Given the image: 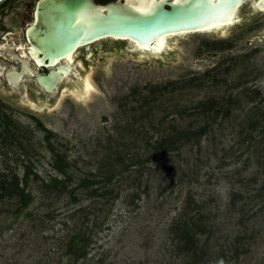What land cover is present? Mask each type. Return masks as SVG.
<instances>
[{
	"label": "rangeland",
	"instance_id": "obj_1",
	"mask_svg": "<svg viewBox=\"0 0 264 264\" xmlns=\"http://www.w3.org/2000/svg\"><path fill=\"white\" fill-rule=\"evenodd\" d=\"M170 44L153 59L123 44L107 56L98 44L89 61L76 52L92 84L83 99L62 87L40 113L0 102V179L30 197L24 209L0 199V264H71L75 236L88 240L75 264H190L173 227L198 205L211 264H264V32L233 25ZM210 99L216 118L202 112ZM205 123L199 145L154 153L172 127Z\"/></svg>",
	"mask_w": 264,
	"mask_h": 264
},
{
	"label": "water",
	"instance_id": "obj_2",
	"mask_svg": "<svg viewBox=\"0 0 264 264\" xmlns=\"http://www.w3.org/2000/svg\"><path fill=\"white\" fill-rule=\"evenodd\" d=\"M243 1L110 0L97 3L94 0H39L27 33L36 45V52H41V63L45 60L47 66L81 46L88 49L91 43L102 39L126 41V53L153 59L163 52L146 55L141 49L132 48L131 42L142 49L157 48L163 36L213 30L215 26L231 23L234 8ZM70 68L64 64L39 77L54 100L59 91L60 74L67 73Z\"/></svg>",
	"mask_w": 264,
	"mask_h": 264
},
{
	"label": "flooded vegetation",
	"instance_id": "obj_3",
	"mask_svg": "<svg viewBox=\"0 0 264 264\" xmlns=\"http://www.w3.org/2000/svg\"><path fill=\"white\" fill-rule=\"evenodd\" d=\"M38 1L4 0L0 3V102H6L11 107L28 108L40 113L41 109L46 111L51 109L66 81L75 79L76 52H82V57L89 61L91 56L95 55V49L98 44L102 43L105 45L104 48L107 50L103 51V53L107 56L111 45L116 48L114 45L123 44V50H125L127 43L123 40L112 42L109 39L98 40L91 43L88 49L85 46L76 49L72 63H69L64 57L47 66L45 65V60L41 63V52H36V45L29 40L27 33V28L34 21L35 8ZM94 1L106 3L110 0ZM166 8H168L167 5ZM6 17L7 19H5ZM232 20L231 23L213 27V30L200 31L221 35L229 27L235 25L236 30L242 29V32H245L246 29L249 32L256 29L264 32V0H244L234 8ZM180 36L184 35H174L170 41ZM64 64L71 66L68 70L70 74L67 77L65 74L68 73L60 74L63 79L61 78L59 91L55 95L54 100L53 94L41 85L39 77ZM28 96L34 97L37 102H28L26 99ZM41 100H44V102L42 101L41 103Z\"/></svg>",
	"mask_w": 264,
	"mask_h": 264
},
{
	"label": "trees",
	"instance_id": "obj_4",
	"mask_svg": "<svg viewBox=\"0 0 264 264\" xmlns=\"http://www.w3.org/2000/svg\"><path fill=\"white\" fill-rule=\"evenodd\" d=\"M258 96L260 97L259 91H256V94L250 96L249 98L252 100ZM221 99L223 100V97H221ZM232 100L233 99L229 96L226 102L230 104V101ZM217 102L218 99H210L209 104L205 103L208 106L203 107L202 112L206 113L207 115L212 112V118H216L219 113L220 107H222L221 104L217 105ZM226 113H229L228 108L226 109ZM207 127V123L196 129H193L191 127L184 129L172 127V130H170V133H168V135L159 137V139H157V141H155L151 146H153L154 153L158 155L163 152L178 150L182 145L185 144L192 143L199 145L202 136L207 131ZM61 159L62 158H60L59 160L61 161ZM65 167L66 163H64L63 161L55 165V168L62 173H65ZM28 175L29 173H26V176L24 177V185L27 184ZM1 177L0 199H4L7 195L10 196L12 194H16L19 197V209H24L25 207H27L28 203L30 202L29 192L25 191V187H20L19 179L16 176H13L12 180L9 181L5 175H2ZM194 209L196 210L194 214L189 215L183 220L180 219L179 222L175 224V227H173V231L175 232L174 240L176 248L179 252H186L193 258V261L190 264H211L209 252L204 245L208 241L209 236H207V238L204 240L203 246H200L199 237L201 236V234L207 233L211 227L208 226V223H205V216L202 214V207L198 205ZM205 227H209V229L206 230L204 229ZM237 242H240V240H237ZM70 243L71 245L69 246L68 254L73 256L70 257V260H72L71 264L77 263L81 258H86V246L88 245L87 239L81 236H75L71 238Z\"/></svg>",
	"mask_w": 264,
	"mask_h": 264
},
{
	"label": "bare ground",
	"instance_id": "obj_5",
	"mask_svg": "<svg viewBox=\"0 0 264 264\" xmlns=\"http://www.w3.org/2000/svg\"><path fill=\"white\" fill-rule=\"evenodd\" d=\"M172 39V36H163L160 39V42L157 44V48H140L136 43L131 42V47L139 50L141 49L143 54H161L162 52H164L165 50H167L168 47H171L170 44V40ZM74 52H70L68 55L65 56V59H67V61L69 63L73 62V57H74ZM144 56V55H143ZM75 79H69L68 81H66L63 85V88H68L75 96L83 99L84 97H86L88 95L89 89L92 88V84L89 81V75L85 73V70L82 69V67H80V65L76 64L75 65ZM68 73V72H67ZM70 74V72L68 74H65V76L67 77ZM63 79V78H62ZM55 95V94H54ZM57 102V99L55 100L54 103ZM53 103V104H54Z\"/></svg>",
	"mask_w": 264,
	"mask_h": 264
}]
</instances>
